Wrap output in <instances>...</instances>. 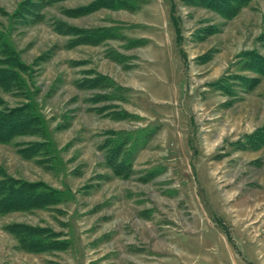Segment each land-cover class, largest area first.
Segmentation results:
<instances>
[{
  "label": "rangeland",
  "instance_id": "1",
  "mask_svg": "<svg viewBox=\"0 0 264 264\" xmlns=\"http://www.w3.org/2000/svg\"><path fill=\"white\" fill-rule=\"evenodd\" d=\"M96 2L0 0V264H264V0Z\"/></svg>",
  "mask_w": 264,
  "mask_h": 264
},
{
  "label": "trees",
  "instance_id": "2",
  "mask_svg": "<svg viewBox=\"0 0 264 264\" xmlns=\"http://www.w3.org/2000/svg\"><path fill=\"white\" fill-rule=\"evenodd\" d=\"M213 1H216V2H219V3L222 4V5H218V8H220L221 10L225 11L226 13H228V12L233 13V12H235L236 8L241 6L240 5V3H241L240 1H242V0H213ZM96 4L103 5L104 4V0H97ZM223 5L226 6V7H223ZM262 69L264 70V68H262ZM215 85H217V84H215ZM1 119H5V117H3ZM2 125L3 124L0 123V126H2ZM17 125H19V124H17ZM12 129L13 128H11L10 130H12ZM262 129L263 128L259 129L254 134L250 135L247 138L248 139V143L242 144V147L249 148V147H252V146L264 145V129L263 130ZM14 192H17V191H14ZM37 197L40 199V201H45V198L40 197V196H37ZM13 198H15V196L13 194H11L9 196H6L5 201L8 199L7 202H9V204H10L9 206H12L13 203H12L11 199H13ZM16 205H18V204H16ZM18 207H24V204L20 203L18 205Z\"/></svg>",
  "mask_w": 264,
  "mask_h": 264
}]
</instances>
